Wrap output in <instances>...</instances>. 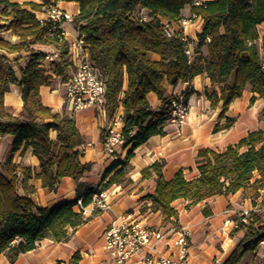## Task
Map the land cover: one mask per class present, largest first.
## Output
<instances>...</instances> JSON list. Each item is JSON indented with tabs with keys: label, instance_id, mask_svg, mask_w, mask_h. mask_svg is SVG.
<instances>
[{
	"label": "trees",
	"instance_id": "trees-1",
	"mask_svg": "<svg viewBox=\"0 0 264 264\" xmlns=\"http://www.w3.org/2000/svg\"><path fill=\"white\" fill-rule=\"evenodd\" d=\"M78 4L79 12L72 24L84 40L90 62L105 85L104 110L110 119L118 104L123 108L122 132L131 148L143 145L154 135H162L170 100L164 97L165 81L171 86L189 82L204 74L210 87L204 97L210 108L222 104L220 117L230 103L241 96L250 85L253 103L256 96L264 98V37L257 44V26L264 22V0H210L194 5L193 0H54ZM42 5L33 2L21 4L0 0V15L7 24L0 26L18 36L17 44L0 38V137L11 136L12 145L3 163H0V254L7 252L9 262L36 248L44 234L49 233L57 243L68 238V228L76 229L86 221L74 211L76 201L88 205L95 194L119 184L124 176L125 162L103 185L76 184V197L51 206L36 208L27 190L30 169L13 164V154L21 147H31L39 160L34 177L43 189L55 191L59 181L68 177L77 181L91 168L80 161L82 137L75 122L66 114L57 116L39 99V88L50 85L52 75L61 81L68 78L67 44L48 36V26L41 25L35 16ZM190 7L192 14L202 20V30L194 42L193 55L185 54L187 43L181 30L168 37L165 24H177L181 11ZM139 9L144 10L141 14ZM206 38L209 41H206ZM55 47L59 61L43 66L45 54L35 52L16 79L9 60L2 51L15 53L28 50L30 45ZM205 49V53L201 49ZM156 54L159 60H150ZM126 80L123 89V80ZM10 85L21 87L22 110L12 116L4 106V95ZM153 93L162 100L158 112L149 108L147 95ZM264 117V108L261 111ZM231 120H227L229 123ZM136 130L134 135H130ZM56 132L52 139L50 133ZM101 135V139H104ZM198 174L186 179L181 171L166 181L161 166L154 163L141 171L142 179L154 175L155 187L146 198L151 207L167 220L177 216L172 205L175 200L187 201L193 206L215 196H228L252 185H264V131L247 133L236 144L221 152L204 148L197 152ZM255 176V178H254ZM253 179V181H252ZM32 189L29 193H32ZM202 213L207 216L205 206ZM243 236L221 264H242L246 254L257 251L264 242V216L249 212L247 223L230 232ZM78 254L69 264H77Z\"/></svg>",
	"mask_w": 264,
	"mask_h": 264
},
{
	"label": "crops",
	"instance_id": "crops-1",
	"mask_svg": "<svg viewBox=\"0 0 264 264\" xmlns=\"http://www.w3.org/2000/svg\"><path fill=\"white\" fill-rule=\"evenodd\" d=\"M23 4L33 2L42 5L44 1L54 3L58 8L66 11L72 18L79 12L78 4L73 2H62L54 0H11ZM205 2L210 0H197ZM42 11L35 12V16ZM141 14L144 10L139 9ZM190 7L185 6L181 16L189 18ZM7 18L0 15V26L7 24ZM172 29L191 40L197 41V36L202 30V22L192 20L184 28L177 24H171ZM65 32L64 41L67 44V72L68 77L76 69V61L72 56L71 46L78 36L72 22L63 25ZM258 41L264 37V22L257 26ZM0 38L10 44L18 43V36L11 30L0 29ZM42 52L51 55L56 61L60 60L58 50L48 45H30L28 50L2 54L9 60L10 66L16 79L20 78L21 69L29 62L31 55L35 52ZM201 51L205 53V49ZM150 60H159L160 57L150 53ZM43 66L48 68L47 63ZM67 80V79H66ZM59 77L52 75V81L48 86L39 88V99L43 106L49 107L53 114L61 116L68 115L74 122L82 137L80 161L90 163V171L80 177L77 181L65 177L62 178L55 191L43 189L40 181L34 177L39 170V160L34 155L31 147H21L12 157V162L18 166L30 169L31 178L27 181V190L20 189L21 194H29L36 208L51 206L61 201H72L76 197V184L81 182L88 186L103 185L108 178L120 168L115 167L116 163L125 162L124 176L119 184L106 189L109 208L85 216L86 221L76 229L68 228V238L64 242L57 243L49 233L44 234L37 243L35 249L19 254L10 263L8 253L0 254V264H69L70 259L78 254L77 264H109L108 256L104 250V230L119 216L132 212L139 219L148 222L153 226H161L169 221L191 227L190 247L188 250L189 264H221L235 245L242 238L243 234L230 235L229 228L223 226V222L230 218H238L242 210L259 212L264 216V185L258 189V197L251 202V185L240 189L228 196H215L193 206H186L187 201L175 200L172 205L177 211V216L165 219L159 211L151 207V201L146 197L153 193L155 182L154 175L149 179L141 178V171L157 163L161 166L162 175L166 181L170 180L175 173L181 171L186 179H193L197 176V152L200 149H210L215 152L223 151L227 146L236 144L247 133L257 130L264 131V117L261 111L264 108V98L256 96L253 103L250 98L253 96L250 85H246L240 97L234 99L222 117L221 102L215 108H210V103L204 97V89L210 87L209 79L204 75H198L189 82L178 83L171 86L165 81L162 86L165 89L164 97L171 99L182 90L189 89L187 95L188 111L185 122L182 125L164 122L162 135L151 136L146 143L134 149L131 143L116 146L117 160L111 161L103 151L101 135L105 136L109 118L101 111L86 108L72 111L65 101V90ZM126 80H123V89ZM21 87L10 85L9 91L4 95V106L12 116L18 117L22 110ZM148 106L153 111L162 109V100L153 93L146 97ZM116 115L123 114L121 104L115 109ZM231 120L227 123V120ZM132 130L130 135H134ZM50 137L54 139L56 132L52 131ZM12 145L11 136L0 137V163L5 161ZM255 178V176H254ZM253 181V179H252ZM32 193H29L30 190ZM254 189V188H253ZM261 190L263 192H261ZM207 206L210 214L205 216L203 208ZM77 212V208L74 207ZM158 253H169L166 247L159 246ZM131 264H140L136 258ZM242 264H264V244H260L253 254H246Z\"/></svg>",
	"mask_w": 264,
	"mask_h": 264
},
{
	"label": "built area",
	"instance_id": "built-area-1",
	"mask_svg": "<svg viewBox=\"0 0 264 264\" xmlns=\"http://www.w3.org/2000/svg\"><path fill=\"white\" fill-rule=\"evenodd\" d=\"M193 3L194 5L200 4L197 0H193ZM36 19L41 25L47 24L48 36L58 42L64 41L63 25L72 21V17L66 11L52 2L43 5ZM192 20L202 22L199 16L191 14L189 18L181 17L178 25L184 28ZM164 32L168 37L173 34L171 24H165ZM206 41L209 39L206 38ZM194 45L192 42L187 43L184 52L188 57L193 55ZM71 51L77 65L75 71L63 83L66 103L72 111L92 108L106 114L103 107L105 85L88 58L82 37H76ZM54 61L56 60L53 56L46 55L43 63L49 64ZM189 92V89L182 90L170 99L167 122L176 125L184 124L188 111L187 95ZM122 128V115L114 113L109 119L106 134L102 140L103 151L111 161L117 160L116 146L128 143ZM106 198V190L101 191L92 197L88 205H83L81 199H78L75 207L77 212L85 217L88 214L107 210L109 203ZM249 212V210H242L237 219L228 218L223 222V226L230 230L237 229L240 225L247 223ZM191 234L190 226L178 224L174 220L156 227L139 219L132 212H128L117 217L104 230V250L107 253L109 264H131L134 258L140 264H189L188 250ZM159 246L166 247L169 253H158Z\"/></svg>",
	"mask_w": 264,
	"mask_h": 264
},
{
	"label": "rangeland",
	"instance_id": "rangeland-1",
	"mask_svg": "<svg viewBox=\"0 0 264 264\" xmlns=\"http://www.w3.org/2000/svg\"><path fill=\"white\" fill-rule=\"evenodd\" d=\"M251 189V202H252V204H253V206L256 204L255 203V199L258 197V195H259V192L256 190V189H253L254 187L251 185V187H250ZM262 203V206H263V204H264V200L262 199V201H261ZM248 210V209H247Z\"/></svg>",
	"mask_w": 264,
	"mask_h": 264
}]
</instances>
